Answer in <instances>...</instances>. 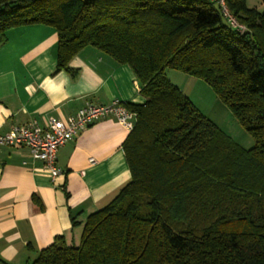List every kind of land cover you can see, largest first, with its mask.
<instances>
[{"label": "trees", "instance_id": "trees-1", "mask_svg": "<svg viewBox=\"0 0 264 264\" xmlns=\"http://www.w3.org/2000/svg\"><path fill=\"white\" fill-rule=\"evenodd\" d=\"M0 0V44L30 24L58 34L55 72L92 45L131 66L130 181L31 264H264V10L226 0ZM205 80L255 139L245 148L165 76ZM40 203V202H39Z\"/></svg>", "mask_w": 264, "mask_h": 264}, {"label": "crops", "instance_id": "crops-1", "mask_svg": "<svg viewBox=\"0 0 264 264\" xmlns=\"http://www.w3.org/2000/svg\"><path fill=\"white\" fill-rule=\"evenodd\" d=\"M57 41L56 29L41 23L7 32L0 44V133L33 119H66L88 103L146 101L131 66L92 45L71 60L76 77L55 72ZM130 129L111 115L80 131L58 149L65 172L55 178L28 147L0 146V264H31L58 235L80 244L88 215L131 179L122 148Z\"/></svg>", "mask_w": 264, "mask_h": 264}, {"label": "built area", "instance_id": "built-area-1", "mask_svg": "<svg viewBox=\"0 0 264 264\" xmlns=\"http://www.w3.org/2000/svg\"><path fill=\"white\" fill-rule=\"evenodd\" d=\"M216 1L232 26L245 28L230 11L226 0ZM126 103L120 99H114L109 104L88 103L66 119L50 118L45 125L33 119L28 124L14 125L8 132L0 133V146L28 147L33 158L42 160L51 177L55 178L65 172L57 163L58 149L80 131L111 115L132 128L135 114L128 109Z\"/></svg>", "mask_w": 264, "mask_h": 264}, {"label": "rangeland", "instance_id": "rangeland-1", "mask_svg": "<svg viewBox=\"0 0 264 264\" xmlns=\"http://www.w3.org/2000/svg\"><path fill=\"white\" fill-rule=\"evenodd\" d=\"M246 1L249 7H256L260 11L264 10V0ZM165 76L178 86L202 113L236 142L245 148L255 145L252 134L238 121L231 109L205 80L172 68L165 70Z\"/></svg>", "mask_w": 264, "mask_h": 264}]
</instances>
